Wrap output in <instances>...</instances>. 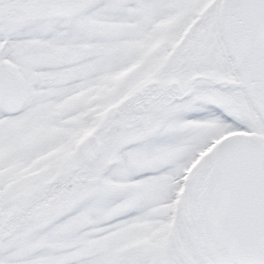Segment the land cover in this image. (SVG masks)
I'll list each match as a JSON object with an SVG mask.
<instances>
[{
  "label": "snow or ice",
  "instance_id": "snow-or-ice-1",
  "mask_svg": "<svg viewBox=\"0 0 264 264\" xmlns=\"http://www.w3.org/2000/svg\"><path fill=\"white\" fill-rule=\"evenodd\" d=\"M0 264H264V0H0Z\"/></svg>",
  "mask_w": 264,
  "mask_h": 264
}]
</instances>
